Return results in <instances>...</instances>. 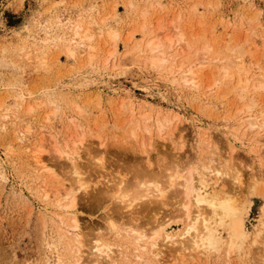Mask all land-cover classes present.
Listing matches in <instances>:
<instances>
[{"label":"rangeland","instance_id":"obj_1","mask_svg":"<svg viewBox=\"0 0 264 264\" xmlns=\"http://www.w3.org/2000/svg\"><path fill=\"white\" fill-rule=\"evenodd\" d=\"M78 28L91 36L89 53L73 40ZM150 41L160 42L157 53L165 51L167 62L151 64L149 52H133ZM205 45L211 52L198 60ZM231 55L238 67L229 80L220 68ZM181 64L183 72L196 69L197 85L174 80H183ZM239 75L251 79L246 91L237 86ZM262 113L264 0H0V264H264V126L248 124ZM80 143L75 165L66 153ZM212 151L227 175L208 174L203 189L240 197L241 205L246 199V236L231 239L229 226L218 224L216 248L164 244L165 233L179 236L188 224L175 204L181 195L169 191L157 206L145 185L151 193L131 211L120 187L141 190L148 171L162 177L174 161L201 169ZM239 171L243 186L235 182ZM79 179L90 185L88 193L76 191L84 258L65 232L61 208ZM98 190L111 198L96 196ZM155 214L165 222L156 247L145 237L147 247L136 251L134 232L108 233L112 217L149 236ZM98 235L115 243L105 261L92 255Z\"/></svg>","mask_w":264,"mask_h":264},{"label":"bare ground","instance_id":"obj_2","mask_svg":"<svg viewBox=\"0 0 264 264\" xmlns=\"http://www.w3.org/2000/svg\"><path fill=\"white\" fill-rule=\"evenodd\" d=\"M100 28H102V27H100ZM74 32H75L74 33L75 36H74L73 40L75 42H77L78 47L82 48V52L88 51V53H89L93 49V47L91 45H89V44L87 45V41L91 40V36L90 37H88V35L86 36L85 34L87 31L83 34L79 28ZM109 35L112 39H114L116 37V33H114V32H109ZM182 39H183L182 35H179V37H177V40L179 42H181ZM170 42H172V40H170ZM144 44H145V42H144ZM142 46L140 44H136L133 48V52L138 50V49L141 51L143 50L144 52H149L150 56L148 55V57L146 59L151 64H157L159 62H167V56H165L166 55L165 51H159L157 53V50L160 48V42L159 41H150L144 46V48ZM209 52H211L210 46L205 45L202 49L203 55L197 56L196 58L198 60H204L205 61V59H206L205 55L208 54ZM160 54H162L163 57H161V56L159 57ZM170 58H171V56H170ZM173 59H174V57H173ZM221 60L223 62L222 66L220 68V72L222 73V78L225 79L228 77L229 80L230 79L232 80V78L235 76L236 71H237L235 69L238 67V64H237L238 59L236 61L235 56L231 55V56H226V57L222 58ZM184 61L185 60H183V62ZM182 64H184V63H182ZM182 64L179 66L180 69L177 70V74H180V76H183V78H182L183 80L178 79L179 75L177 78H174L175 77L174 72L172 71L171 74H173L172 76H173L174 80L176 82H179V83H181V81H184L183 83H186V84L192 83L193 85H197L196 79L194 77L195 73L193 72L194 68L190 69V67H189L190 65H189L188 66L189 68H187L189 71L185 72V70H184V72H183V66L184 65H182ZM174 65L173 66L169 65V68L171 67V69L173 70ZM186 65H187V61H186L185 66ZM193 66H194V64H193ZM199 67H201V65ZM176 68H174V69H176ZM194 70L196 71V69H194ZM242 77H240V75L238 76V82H237L238 85L237 86H243L242 91H246L248 84L250 85L249 81L251 79H250V77L249 78L245 77V79H243ZM224 79H222V80H224ZM253 79H255V78H253ZM241 98H243V97H241ZM251 100H253V99H251ZM255 106H256V104H255ZM147 119H150V117H147ZM248 124L251 128H261L262 126H264V113H262L260 117H255L254 119L249 120ZM169 126H170V121H168V125L166 127L169 128ZM161 127L163 128L165 126L162 125ZM169 129H171V128H169ZM175 130H176V128H175ZM168 134L173 136V134H175V132H173V134H172V132L168 133ZM209 146H210V144H209ZM80 148H81V143L78 147L72 148V149H70L69 153H66L70 156L71 162L75 165H77V162L79 161V159H81V153L79 151ZM144 150H146V149H144ZM218 155L219 154L216 153L215 151H212L211 154H207L206 157L209 159L210 162L209 161L205 162L206 160L199 162L201 169L199 168V166H196V165H191L189 168L187 167V169H185V168L181 169L179 167V164L174 161V162L167 165V171L168 172L166 174L165 173L161 174L160 176H162V177H158L156 174H154L153 171H148L147 173L149 176L145 177L147 179H144L141 182V186H139L142 188L141 190L137 186H134L131 188L134 193H130V191L127 190V187L126 188H123L124 186L120 187L122 189V191L120 192L119 196H120L121 200L125 202L124 207L127 208V210H131V211L135 210V207L137 205L136 202L142 200L147 195L146 192L151 193V191H149V189H143V187L145 185L152 187L153 192L155 194H157V197H155V202L157 201L156 204H158L157 206H159L161 204L165 205L167 202L166 200L168 197V192L174 191L177 196L181 195V197H182L179 199V201L176 200L177 202L175 203V204H177V207H179V210H180L179 219H181L182 217H185L188 220V224H187L186 228L184 229V232L179 234V236L173 235L171 233H165L164 244L165 243H167V244L168 243H179V245L181 247L178 246L177 248L179 250L181 249L183 251L184 250H193V251H199L200 252V251L210 250L212 248H216L219 245V240L221 239V238L219 239L216 235L217 234L216 225H218V224H226L229 226V237L231 239H234V238H241L242 239L247 234L246 230L243 227V225H244L243 224V211L245 209L244 205L246 203L245 202L246 199H244V203L241 205L240 201L242 203L243 199L241 200L240 197L239 198H232V197L224 198L222 195H219L218 193H216L217 195L214 194L215 195L214 196L208 192H205L203 189L202 181L208 180L206 178V176L208 174L215 172V174L218 176V179H222L224 175H227V173L221 169L223 166H226V165H224V164L222 165L223 162H220V164H219V162L217 161L219 158ZM37 159H38V161L41 162L40 158H37ZM204 159H205V157H204ZM228 168H230V167H228ZM231 170H234V169H231ZM185 172H186V174H185ZM74 173L75 174L77 173V175L80 177V173L78 170L74 171ZM241 176L242 175H241L240 171H239L238 175L237 174L235 175V182L239 186H243V179L241 178ZM160 178H162V179H160ZM134 185H136V183H134ZM87 186L89 187L90 185H87L86 183L84 184L83 180L79 179L77 186H73V187L69 186V188L65 194V196H66L65 198L68 199L69 201L66 204H64V206L62 205L64 200L62 201V204L59 203L60 205H62V207L60 205H59V207H61V208L64 207L63 209H65V212L64 211L63 212L68 215V218H67L68 222L66 221V225H64L65 226V232L68 234V236L70 235V238L72 239L73 246H74L73 249H75L76 253L79 255L80 258L81 257L84 258V255H85L84 253L86 251L83 250L85 243H84V237L82 234L83 230L81 228L80 220L78 219V214H77L78 213V209H77L78 201H77L76 191H77V189H82V188L85 189V191H86ZM87 191H88V189H87ZM116 191H118V190L116 189ZM111 195L112 194H110V192L106 191V190H98V193L96 194V196H98L100 198H104L105 200L106 199L108 200L109 198H111ZM98 202H100V201H98ZM144 203L145 204H142V205H144L146 207L150 205L149 202H144ZM59 213H61V212H59ZM109 219H110L109 225L107 226V228H108V233H109L110 237H116V236L119 237L120 234H122V231H125L127 235H131V236H132V232H134L136 234V236H133V237H135V240H136V243L134 246V249L136 251H140L141 248L147 247L149 242L147 239H145V237H149V239H150L149 241L151 242L150 244L153 247L154 246L156 247L157 243H158L157 240L162 236L161 230H163L165 227L164 218L161 216H157V214H155V216L153 218L155 225L151 229L153 231H152L151 235H149V236L147 235V233L144 232L145 230L141 231L138 228H137L138 230H135V229H133L134 227H132V226L130 228L119 227V224L116 221H114L112 217H109ZM127 220H128V218H127ZM69 241L71 242V240H69ZM237 241L239 242V240H237ZM114 244L115 243H109L107 241H104L102 239V237L100 235H98L97 238H95V240L92 241V246H91L93 249V250L91 249L93 251L92 255L99 258L100 260L102 258L105 261V259H109L110 253H112V252L114 253V250L112 249L113 248L112 246ZM233 248H234V244H233V242H231L229 244V247H228V249H229L228 252L233 251ZM157 251H158L157 255H160L162 252V250H157ZM121 253H123V252H121ZM93 260H94V258H93ZM104 261H102V262H104ZM83 262L84 261L81 259L77 260L78 264H84ZM98 263L103 264V263H101V261H98Z\"/></svg>","mask_w":264,"mask_h":264}]
</instances>
